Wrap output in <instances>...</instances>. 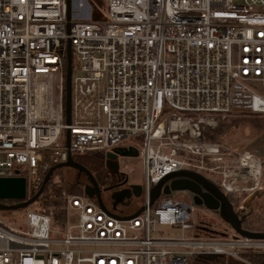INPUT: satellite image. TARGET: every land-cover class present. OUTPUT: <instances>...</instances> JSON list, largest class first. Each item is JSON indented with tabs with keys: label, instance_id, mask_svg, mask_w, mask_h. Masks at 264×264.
<instances>
[{
	"label": "built area",
	"instance_id": "obj_1",
	"mask_svg": "<svg viewBox=\"0 0 264 264\" xmlns=\"http://www.w3.org/2000/svg\"><path fill=\"white\" fill-rule=\"evenodd\" d=\"M70 13L68 21L67 0H0V179L26 178L31 198L69 154L134 148L138 157L128 159L141 163L144 206L156 184L182 170L225 194L259 180L254 155L227 173L226 153L205 138L236 113L264 116L254 89L264 86V0H105L98 20L87 0H71ZM84 190L61 191L59 229L37 210L22 224L0 217V264H190L205 256L252 264L246 255H264V240L235 232L195 236L198 207L179 193L124 220L133 214L111 210L115 217Z\"/></svg>",
	"mask_w": 264,
	"mask_h": 264
},
{
	"label": "water",
	"instance_id": "obj_2",
	"mask_svg": "<svg viewBox=\"0 0 264 264\" xmlns=\"http://www.w3.org/2000/svg\"><path fill=\"white\" fill-rule=\"evenodd\" d=\"M71 0H67L68 6V21L71 20L70 13ZM72 73H73V59H72V46L69 42L67 48V68H66V122L71 124V109H72ZM69 147V144H68ZM117 156L125 158H137L138 152L134 148H118L117 150L107 153L106 158L111 163ZM109 163V166H110ZM111 167V166H110ZM63 168H72L80 174L87 176L89 184L85 186V194L91 198L96 199L100 207L114 215L116 214L117 206L123 204L126 200L132 197L140 198L143 196V188L140 184H132L128 189L120 192H115L111 199L114 202L112 209L109 210L102 200L101 190L99 184L91 175V173L81 164L75 161L71 154H69L66 162L59 164L52 168L45 177L44 183L38 193L28 198L27 195V180L23 177L15 178H1L0 179V200L19 201L15 205H5L0 203V211H18L28 208L33 203L37 202L42 195L47 183L53 175ZM128 181V179H127ZM126 181V182H127ZM176 193L196 194L202 200V204H196L197 207H202L210 211L217 212L221 219L227 223L232 230L239 236L251 240H264V232H254L243 228L242 221L239 214L236 212L233 204L230 202L227 194H225L218 186L206 179L200 174L192 171H178L171 173L164 177L158 184H156L150 191L148 205L142 206L137 212L131 216L122 217L120 219L128 220L136 217L145 211L147 207H153L160 198L169 197Z\"/></svg>",
	"mask_w": 264,
	"mask_h": 264
},
{
	"label": "rangeland",
	"instance_id": "obj_3",
	"mask_svg": "<svg viewBox=\"0 0 264 264\" xmlns=\"http://www.w3.org/2000/svg\"><path fill=\"white\" fill-rule=\"evenodd\" d=\"M99 1L103 9L105 0ZM89 8L90 5H89ZM89 13L88 9L82 14L87 16ZM99 15V14H98ZM74 75L77 71L74 70ZM254 89L262 96H264V86L255 85ZM252 118V120H249ZM206 141L211 143H216L221 146L222 152L226 153L220 161L221 165L227 170V173L234 172L238 166V160L241 155L245 153H250L254 155L261 162V171L259 180L255 182H243L239 181L236 183L239 191H235V197L241 199V203L236 207V212L245 215L250 221L254 222V227L264 225V116H253L251 113L240 112L232 115L225 122L221 123L217 129L209 130L206 132ZM215 161L210 160L208 163L209 167H214ZM123 170L128 172L133 170L129 175V181L133 184H141L143 181V171L139 160L137 159H125L122 161ZM229 170V171H228ZM235 173V172H234ZM62 176L65 180V188L72 191V182L77 181L78 171L72 168H63L59 171L55 178ZM250 183V184H249ZM178 199H184L190 201L186 193L177 194ZM127 206L121 208V210H116L117 214L120 215H131L137 212L145 204V198H135L132 197L129 200ZM38 203L35 202L24 210L18 211H0V217L8 222L23 223L18 220V218L24 216L28 210H37ZM242 212V213H241ZM195 220L199 222V219H211L217 224L215 228L226 233L229 236L233 234V230L227 226L220 215L217 212H210L202 207H198L195 213ZM20 224V225H21ZM54 228L59 229L60 226L53 222ZM214 228V230H216ZM166 235H182L181 230L171 232L169 230H164ZM217 231V230H216Z\"/></svg>",
	"mask_w": 264,
	"mask_h": 264
},
{
	"label": "trees",
	"instance_id": "obj_4",
	"mask_svg": "<svg viewBox=\"0 0 264 264\" xmlns=\"http://www.w3.org/2000/svg\"><path fill=\"white\" fill-rule=\"evenodd\" d=\"M91 10L93 19L98 20L103 17L105 14V2L103 9L101 8L102 4L97 0H87ZM99 14V15H98ZM253 115V114H252ZM259 116V115H253ZM249 120H252L250 118ZM75 161L85 167L94 179L97 181L104 182L107 175L106 169V155L103 152L85 154L75 157ZM60 170H58L53 177L47 183L42 195L37 200L38 209L37 211L41 213H45L51 215L55 221V224H64L65 222V214L62 211V199H61V191L65 188V180L62 176L58 178L57 174ZM86 178V182L88 178L86 175H83ZM86 182L80 178H77V181L72 182V191L73 193L80 194L83 193V188L86 185ZM235 194H229L228 197L236 208L240 205L241 199L234 196ZM19 202V201H17ZM217 224L211 219H199L197 222L193 234L199 237H214L222 234V231L215 228ZM227 226L231 228L228 224ZM214 228L217 230H214ZM245 229H249L251 231H261L264 232L261 226L254 227L253 221H246L244 223ZM232 229V228H231ZM228 235V234H226ZM247 259L252 264H264V255H246ZM190 264H243L238 262L235 259L229 258L227 256H205V257H195Z\"/></svg>",
	"mask_w": 264,
	"mask_h": 264
},
{
	"label": "flooded vegetation",
	"instance_id": "obj_5",
	"mask_svg": "<svg viewBox=\"0 0 264 264\" xmlns=\"http://www.w3.org/2000/svg\"><path fill=\"white\" fill-rule=\"evenodd\" d=\"M125 159H128V158L121 157V156H117V158H115L110 163L109 160L106 158V169H107L106 179H105L104 182L98 181V184H99V187H100V190H101L102 200H103L105 206L107 208H109V209H112L113 203H114L112 201V199H111V196L115 192H120V191H123L125 189H128L130 187V185L133 184V183H130V181H129V175L126 174V173H130V171L126 172L125 170H123L122 161H124ZM109 163H110V166L111 167L109 166ZM83 175L84 174H80L78 172V178H80V179H82L83 181L86 182V178ZM127 179H128V181H127ZM87 184H89V181L86 182V185ZM228 195L229 194H227V196ZM187 196L189 197V200L194 205H196V204H199L200 205V204L203 203V200L198 195H196V194H187ZM0 203L1 204H5V205H15V204H18L20 202L11 201V200H5V201L0 200ZM127 205H128V202L125 201L123 204L118 205L116 208H117V210H121V208H123L124 206H127ZM210 212H214V211H210ZM238 214H239V216L241 218L242 226L244 227V223L246 221H250V219H248L245 215H242L240 213H238ZM246 230H249V229H246ZM249 231H251V230H249ZM254 232H261V231H254Z\"/></svg>",
	"mask_w": 264,
	"mask_h": 264
},
{
	"label": "bare ground",
	"instance_id": "obj_6",
	"mask_svg": "<svg viewBox=\"0 0 264 264\" xmlns=\"http://www.w3.org/2000/svg\"><path fill=\"white\" fill-rule=\"evenodd\" d=\"M246 163H251V164L254 166L253 168H254V169H257V171H259V166H256V164H255V163L248 162V161H247ZM250 183H251V182H250Z\"/></svg>",
	"mask_w": 264,
	"mask_h": 264
}]
</instances>
